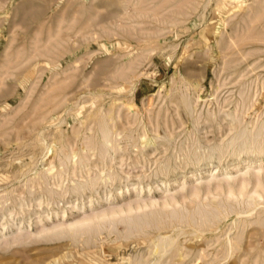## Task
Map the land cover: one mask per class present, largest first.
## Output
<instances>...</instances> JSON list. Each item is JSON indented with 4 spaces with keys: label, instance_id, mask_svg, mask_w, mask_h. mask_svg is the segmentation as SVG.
I'll use <instances>...</instances> for the list:
<instances>
[{
    "label": "rangeland",
    "instance_id": "374dc122",
    "mask_svg": "<svg viewBox=\"0 0 264 264\" xmlns=\"http://www.w3.org/2000/svg\"><path fill=\"white\" fill-rule=\"evenodd\" d=\"M262 147L264 0H0V264H264Z\"/></svg>",
    "mask_w": 264,
    "mask_h": 264
},
{
    "label": "bare ground",
    "instance_id": "6f19581e",
    "mask_svg": "<svg viewBox=\"0 0 264 264\" xmlns=\"http://www.w3.org/2000/svg\"><path fill=\"white\" fill-rule=\"evenodd\" d=\"M201 90V89H200ZM188 91V90H187ZM201 92V91H200ZM183 98V97H182ZM177 100V99H176ZM184 105H185V107L186 108H184V109H186L187 111L190 109V104L189 103H187V102H185L184 103ZM261 125V124H260ZM262 127V126H261ZM144 140V139H143ZM143 143H144V141H143ZM251 148L252 147H245V148H242L241 150H239V151H237L236 150V152L234 153V156H236V157H239L240 156V154L241 153H243V152H245V153H254V152H256V150H254V149H252L251 150ZM224 149V148H223ZM225 151V150H224ZM224 151L222 150V153H221V156L220 157H222L223 155H224ZM257 152H258V154H263L264 153V147H262L259 151L257 150ZM74 157H76L75 155L73 156V158ZM208 160V162H210L211 161V159H212V157L211 156H208V158H207ZM219 161H221V159H219ZM49 171V170H48ZM254 176H256L257 178H258V176L259 175H254ZM255 178V177H254ZM260 178V177H259ZM107 180H109V179H107ZM258 180V179H257ZM247 181H248V179H247ZM246 181V182H247ZM228 182V181H227ZM226 182V184L228 185L229 184V182L227 183ZM258 184V183H257ZM54 186V185H53ZM223 186H224V182L223 181H215L214 183H212L211 181L209 182V183H207L206 185H205V188L208 190V192H210V191H212V190H218V189H223ZM86 190V189H85ZM194 191H198V192H200L201 191V188L199 187V186H196L194 189H193ZM192 190V191H193ZM83 191V190H82ZM232 191V190H231ZM68 193V192H67ZM193 193V192H192ZM194 193H196V192H194ZM231 193V192H230ZM197 195V194H196ZM170 199H173V197H171ZM170 206V205H169ZM222 208H224V209H221V210H224L222 213L225 215V216H227L229 213H228V211H227V208L224 206V207H222ZM220 211V210H219ZM116 212V211H115ZM9 213V212H8ZM111 213H113V212H111ZM121 213H122V211H121ZM106 214V213H105ZM116 214V213H115ZM10 215H11V213H10ZM9 215V216H10ZM112 215V214H111ZM110 215V216H111ZM114 215V214H113ZM220 215V214H219ZM109 216V217H110ZM214 216V215H213ZM221 216V215H220ZM214 218V217H213ZM225 218V217H224ZM90 218H88V220H89ZM215 219V218H214ZM213 219V220H214ZM199 220V219H198ZM86 221V220H85ZM109 221V220H108ZM111 221V220H110ZM215 221H217V219L215 220ZM212 222V221H211ZM198 225H199V222H198ZM197 225V226H198ZM201 226H203V228L204 229H208V230H211V226L210 225H208L207 224V220H204V222L201 224ZM126 228V227H125ZM213 230V229H212ZM241 237V236H240ZM229 239H230V237H229ZM161 240V239H160ZM163 240V239H162ZM235 240V239H234ZM228 241V240H227ZM228 242H230V245H229V243ZM227 243H228V245L230 246L229 247V253L223 258V260H227L229 257H231L232 256V253H233V242H232V240H229ZM160 243V242H159ZM162 246V245H161ZM171 246V244H169L168 242H166L165 240L163 241V247H162V251L164 250H166V249H168V247H170ZM238 247H239V245H238ZM230 248H231V251H230ZM154 249V248H153ZM163 251V252H164ZM154 252V251H153ZM179 253H180V250H179ZM183 253V252H182ZM157 254H159V248L155 251V255H157ZM181 255V254H180ZM181 257H183V256H181ZM206 256L205 255H203V256H197L194 260H193V264H201L202 263V261H203V259L205 258ZM230 259V258H229ZM181 263H183V261H181ZM191 264V263H190ZM203 264H212V261L211 262H204Z\"/></svg>",
    "mask_w": 264,
    "mask_h": 264
}]
</instances>
